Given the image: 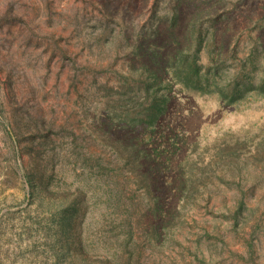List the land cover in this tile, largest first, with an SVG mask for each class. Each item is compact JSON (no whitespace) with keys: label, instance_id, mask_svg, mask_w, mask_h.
<instances>
[{"label":"rangeland","instance_id":"obj_1","mask_svg":"<svg viewBox=\"0 0 264 264\" xmlns=\"http://www.w3.org/2000/svg\"><path fill=\"white\" fill-rule=\"evenodd\" d=\"M0 264H264V0H0Z\"/></svg>","mask_w":264,"mask_h":264}]
</instances>
